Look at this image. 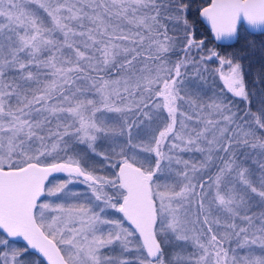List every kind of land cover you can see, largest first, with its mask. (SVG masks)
<instances>
[{
    "label": "snow or ice",
    "instance_id": "obj_1",
    "mask_svg": "<svg viewBox=\"0 0 264 264\" xmlns=\"http://www.w3.org/2000/svg\"><path fill=\"white\" fill-rule=\"evenodd\" d=\"M249 29L264 0H0V264H264Z\"/></svg>",
    "mask_w": 264,
    "mask_h": 264
},
{
    "label": "trees",
    "instance_id": "obj_2",
    "mask_svg": "<svg viewBox=\"0 0 264 264\" xmlns=\"http://www.w3.org/2000/svg\"><path fill=\"white\" fill-rule=\"evenodd\" d=\"M200 2H201V0H197V3H200ZM241 29H242V32H243L244 27H241ZM200 32H201V34H203L204 28H200ZM244 35L247 36L248 40L255 41L257 43V45H259V43L261 41H264V33H262V34H252V33L246 32V33H244ZM242 42H243L242 40L239 43L236 42L235 46L239 47L240 43H242ZM212 46H213L212 44L209 45V47H212ZM259 59H260V53H259V51H257L256 55L253 57V63L257 64V67H258V63L257 62L259 61ZM217 84H218V81H217ZM233 99H235V98H233ZM97 166L99 167V164ZM65 178H66L65 175H57V176H54L51 181H52V183L56 184V183L61 182ZM76 190L82 191L81 189H76Z\"/></svg>",
    "mask_w": 264,
    "mask_h": 264
},
{
    "label": "water",
    "instance_id": "obj_3",
    "mask_svg": "<svg viewBox=\"0 0 264 264\" xmlns=\"http://www.w3.org/2000/svg\"><path fill=\"white\" fill-rule=\"evenodd\" d=\"M241 27H244V29L247 28V23H246V21L241 20V22H240V28H241ZM248 32H249V33H252V34H262V33H264V29H255V30L249 29ZM233 43L235 44L236 42H233ZM57 175H66V174H63V173H57V174H53V177H54V176H57ZM53 177H51V178H53ZM51 178H50V179H51ZM17 243H18V244H22L23 242H22V241H18Z\"/></svg>",
    "mask_w": 264,
    "mask_h": 264
},
{
    "label": "rangeland",
    "instance_id": "obj_4",
    "mask_svg": "<svg viewBox=\"0 0 264 264\" xmlns=\"http://www.w3.org/2000/svg\"><path fill=\"white\" fill-rule=\"evenodd\" d=\"M218 83H219V82H218ZM65 176H66V175H65ZM50 180H52V178H51ZM52 184H55V183H52ZM52 184H50L49 186H52ZM73 187L76 188V189H81L82 191L85 190V189H84V186H82V185H80V184H78V183L74 184Z\"/></svg>",
    "mask_w": 264,
    "mask_h": 264
}]
</instances>
